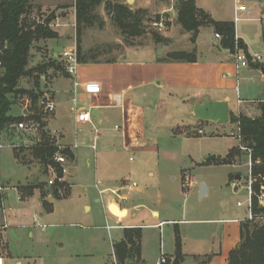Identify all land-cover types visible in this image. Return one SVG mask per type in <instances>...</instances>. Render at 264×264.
<instances>
[{
    "label": "crops",
    "instance_id": "obj_1",
    "mask_svg": "<svg viewBox=\"0 0 264 264\" xmlns=\"http://www.w3.org/2000/svg\"><path fill=\"white\" fill-rule=\"evenodd\" d=\"M119 1L127 4L133 11L138 9L146 10L148 16L151 18L156 15H159L160 17L162 16L167 19V25L172 22L170 28L168 25L169 30L162 35L168 40V42L165 44H157L153 40L151 44L141 46L136 44L134 40H130L129 47L125 49L124 55L119 59L113 57L107 58L103 61L99 60L100 58L98 59L97 57V62L95 63L89 61L85 64H79L80 68H78L76 76H70L67 74L64 77H55L53 79L52 84L50 85V90L52 92L50 95L55 101L56 110L46 121L44 125L46 130H43L44 132H42L43 134H41V139L38 143L50 140V135L48 136L46 134V137L44 134L46 133L45 131L49 130L51 135H57V141L65 145L73 154V158L66 156L69 165L71 164L70 169L77 163L78 157L76 150L79 146L75 148L74 145L66 143L65 135L52 129V126L57 122L59 117L57 111L59 106H64L65 112L69 113V118L74 121L75 125L76 109H86L91 111L93 115V126L85 125L84 127L91 128L92 131H94L95 128L98 130V134L94 136V140L96 141L99 140V135L101 134L96 126L110 118L113 111H115L117 119L119 120V125H115L114 130L118 132L119 135L117 137L118 143L113 144L117 145L124 151H146L162 137L160 136L161 133H173L174 135V130L177 131L179 129L180 134H186L183 128L181 130V125L176 121L175 117L177 114H173L174 110L177 109L178 113L185 112L191 116L196 102H202L205 99L211 102H227L231 114V103L233 97H235L237 107L238 100L244 102L240 107L245 113L250 110L248 108L251 105L248 104H255V109L253 108V110L256 115L252 116L245 113L244 115L252 118L261 116L262 110L258 102L264 100V98L255 100L247 97L249 93L242 85L241 76L243 74L246 75L251 73L250 71L253 68L254 70L260 71L262 78L264 79V75L260 69V66L264 65L262 58L259 62H251L248 68L242 69L237 74L232 50L223 46L221 41L216 38L217 32L213 26L201 27L196 42L193 43L191 41L192 33L186 32L176 21L178 15L176 7L177 0ZM228 1V9L226 10L228 15L225 18H221L217 17V14H219L218 9L216 8L219 2L218 0H195L197 8L203 10L214 21L233 23V0ZM246 5L247 10L241 14L242 18L246 16V12L252 10V7H248L247 3ZM255 5L260 6V11L262 12V15H264V0H255ZM33 6L34 10L42 7L44 9L51 8L53 10L58 8L59 10L58 16L54 17V21H52L50 25L52 30L58 34V38L41 40L45 42L44 45L48 47L46 49L52 51V47L49 45L50 40L61 39L63 36L60 29L67 26V24H63L62 22L65 19H71V25L75 32V43L69 50L76 49L77 51V18L75 0H71L70 3L64 2V0H58L52 4L42 3L40 0H34ZM101 7H103L105 18L102 17L101 14H98V21L101 22L99 25L102 27L104 26L102 22L106 23L107 21H112L110 16L107 15L104 5ZM96 26L97 23L88 29H92ZM112 26L116 28L113 24ZM204 30L212 31L213 36L210 34L208 39L204 38ZM236 34L245 44L248 54L254 56L251 54L246 39L238 34V32H236ZM39 42L35 44H38ZM193 51H196L197 58V61L194 63L165 61L171 53H191ZM32 55L31 52V57ZM52 58L54 60L64 61L62 56H58L53 52ZM44 63L46 62H42L40 65H46ZM51 66L52 68H47L48 71L55 70V63H52ZM29 69H33L30 64ZM246 78L247 76L243 79ZM22 79H28L33 82V87L30 90L34 89L37 81L40 83V88L42 87L41 80L47 82V76L45 73L41 75L40 80L37 79V73H35L33 77H25ZM22 79H20V81ZM58 82L60 83L57 88L55 86ZM19 89L21 88L19 87ZM24 96V100L27 99V102L30 103V109H28L27 106L24 107L21 100L20 106L16 104L13 108V110H15V115L13 116L14 118L24 117L23 121H28L30 120L29 118L33 119L35 112L29 96ZM74 99H76V105L73 102ZM84 103H87L88 107L77 106L78 104ZM94 111H97L99 116H95ZM148 111H151L152 116L150 123L148 122ZM212 124L222 125L216 123ZM116 127H119V129H116ZM22 133L25 134V132L22 131H17V133L16 131H12L11 140H13V137L15 138L18 134ZM51 139L57 146L62 145L57 143L55 138ZM38 143L34 144V146ZM231 149H233V147ZM14 156L19 163L28 167L35 166L39 170L38 173L27 179L25 183H19V188L22 191V200L30 199L37 195L45 213H52L53 204L51 203V200L60 198L56 196V193V197L51 198L49 189L46 186H42L43 183L46 182L47 177L50 178L51 176V165L43 163L41 157L34 154L33 150L30 148L23 151L14 149ZM211 157H214V159H210ZM235 159H237V157ZM129 160L133 161L131 157ZM217 160L218 157L210 156L208 158L203 157L202 161L194 162L198 168H216L218 167ZM113 162V165L117 167L118 162L116 159H114ZM231 166L236 168L238 165L236 166L234 162ZM72 172L73 171L71 170L68 180H73ZM182 173L189 174L194 179L195 184L193 187L198 185L201 189L202 184L206 186L205 196L202 198L200 197V199L209 197L211 191L213 193L211 186L206 181L203 180L202 182H198L194 175H191L189 172L182 171ZM147 176L149 180H147L144 187L141 188L137 182L128 181L124 176L113 180L110 179V181L105 178L103 183H98L99 185H97L98 194L99 190H107L103 197L99 194V197L96 199V202L100 203L103 209L105 225L99 227L102 230V238L101 236L97 239L90 238L87 244L91 246V248L97 247L100 250V244L103 245L106 243L104 235L108 236L111 241V255L106 257L103 253L98 255L99 252L95 253L90 250L83 252L82 254H80L81 252L76 251L67 256L57 254L58 256L55 255L54 257H60L61 259L58 260L61 261V264L77 259H85V262L82 264H112L114 256L117 258L115 252L116 245L121 242H127L129 237L132 238L136 233L135 231L138 230L141 235V240L138 243L140 252L136 260L137 264H160L163 255L167 258L166 264H169L171 258L166 253V245L163 243V236L166 235L168 230H173L172 236L173 241L175 242V247L173 248V257H175L174 261L178 258L179 264H182L184 260L183 258L187 254L184 253L185 243H183L184 238H182L184 234L182 232L185 231L184 227L187 225H220L223 229L222 234L219 236L216 234L213 238L210 237V239L198 242L199 245H197V251H190V255L194 258V264H229L230 252L237 249L240 245L241 226L243 222L247 221V210L244 209V214L246 215L245 218H190L189 211L185 210L183 207L180 216L175 217L176 214L173 211L174 208L172 207V201H169L168 195L165 191H163L159 185L154 183L156 178H158L155 172L148 171ZM237 176H240V179H238ZM242 179L240 173H235V175L230 174V184L232 185L233 182H235L237 185L234 189L235 192L239 190ZM247 179L248 176H246V184ZM37 180L41 184H39ZM173 180H175V178H173ZM133 184H135V186H132ZM113 190L118 191L117 195L110 193V191ZM111 204L117 205L121 211L125 210L126 213L117 216L110 211ZM87 209H89V207H87ZM37 218L40 219V224H42L41 217ZM107 226H113L114 228L107 230ZM93 229H95V227ZM97 231H99V229ZM148 232H152L153 234H149ZM154 232L158 233L160 243L159 246H153L151 243L154 248L153 258V256L147 251V245L149 243V237H153ZM28 236L29 238H32L34 237V233L29 232ZM178 236L181 238V249L179 254L177 253L176 247V239ZM217 237L219 239H217ZM196 240H198V238ZM63 246L64 245L58 246L57 253L63 250ZM209 247H211L212 250ZM96 256L98 257L96 258ZM26 260H28V263L30 264H41L42 259L40 256H29ZM16 263L17 261L12 264Z\"/></svg>",
    "mask_w": 264,
    "mask_h": 264
},
{
    "label": "rangeland",
    "instance_id": "obj_2",
    "mask_svg": "<svg viewBox=\"0 0 264 264\" xmlns=\"http://www.w3.org/2000/svg\"><path fill=\"white\" fill-rule=\"evenodd\" d=\"M57 1L40 0V2L48 4ZM70 1L64 0L67 3H70ZM218 1L216 8L219 14H217V17L225 18L228 15L226 10L228 9L227 4L229 1ZM246 3L248 7H252V10L246 12L245 20L236 26V30L238 34L246 39L251 54H259L264 62V15L260 11V6L255 5V0H247ZM58 13V8L53 10L42 7L37 10L33 9L29 16L32 22L38 24L44 23L51 15L54 17L58 16ZM97 13L105 18L103 7L98 8ZM62 23L67 24V26L60 29L63 36L61 39L50 40L49 45L52 47V51L46 49L48 47L44 45L45 42L43 41L35 44L31 49L33 54L30 63L31 68L43 66L40 65L42 62H46L44 63L46 65L55 63V67L60 68L49 71L47 69L44 70L47 82L41 80L43 94L52 93L50 85L55 77L67 75L65 62L52 58V52L62 56L64 51L72 48L75 43V32L71 25V19H65ZM100 23L98 21L96 27L83 31L81 37L83 51L88 54V57L96 56L103 61L113 57L119 59L124 55L129 43L120 35V31L112 26V22H102L104 24L102 27L99 25ZM171 23L168 24L169 28ZM147 31L148 33L145 36L134 39L136 44L146 46L153 42L151 32L155 30L149 27ZM157 33L163 35V33ZM210 34L213 36L212 31H203L206 39L210 37ZM221 39L219 40L221 41ZM253 70L252 68L251 73L241 76L242 85L249 93L247 97L255 100L263 99L264 79L260 71ZM246 76L248 79H243ZM32 83L28 79H22L18 88L30 90L33 87ZM59 83H56L55 87L58 88ZM24 98V95L16 96L13 100L14 104L9 112V117L14 119L15 110L13 108L16 104L20 106L21 100L23 106H27L30 109V103ZM248 105H251L248 108L250 110L245 113L242 109V112L255 116L256 113L253 110L255 104ZM77 106L88 107V104H78ZM57 111L59 117L52 129L63 133L66 143L70 145L77 144L79 147L76 150L77 163L70 169L71 164L69 165L67 160L66 168L68 169V174L65 176L62 174V180L53 172L52 168L54 165L50 166L51 176L50 178L47 177L46 182L42 186H46L49 189L51 198L56 196L60 198L51 200L53 211L50 214L45 213L37 195L30 199H19V195L22 196L19 183H25L27 179L34 176L39 170L35 166L28 167L19 163L14 156V149L23 151L34 146L41 139V134L44 131L18 134L17 137H13V140H11V132L16 130L10 129L9 124L17 121L11 120L4 125L3 130L0 129V140L4 145V149L0 154V176L2 187L5 189L0 194V258L4 260V264H12L15 261L30 264L26 260L29 256H40L42 259L41 264H61V261L58 260L61 258H55V255L67 256L76 251L82 254L91 250L95 253L99 252L98 255L102 253L106 257L111 255V241L108 236L104 235L106 243L100 244V250L97 247L91 248L87 244L90 238L97 239L99 236L102 238V230L99 227L105 225V216L101 204L97 203L96 199L99 197L97 185H99L98 183H103L105 178L110 181V179L113 180L124 176L128 181L137 182L141 188L149 180L147 172L152 171L158 177L154 183L159 185L168 195L169 201H172L175 217L180 216L183 207L189 211L190 218L246 217L244 209L247 210L248 207L246 176L249 154L247 151L238 148L237 140L229 137L231 133H237L235 123L229 121L226 124L214 125L206 121H195L189 114L185 112L178 113L176 109L173 114H177L175 119L181 125V130L183 128L186 134H180L179 129L177 131L174 130V135L173 133H161L160 136L162 137L146 151H124L115 145L118 143L117 137L119 135L114 130L115 125H119L115 111H113L110 118L96 126L101 132L98 141L94 140V136L98 133L96 134L91 128L84 127L81 133L76 134V125L69 118V113L65 112L64 106H59ZM237 111L238 107L235 103V97H233L231 113L235 115ZM147 116L150 123L152 118L151 111L147 112ZM199 130L203 131V135L198 134ZM45 132V135H50L51 138H55L57 141V135H51L49 130ZM51 138L50 140H52ZM57 143L59 142L57 141ZM94 144H96L95 151L92 150ZM61 146L62 148L66 147L63 144ZM232 147L239 151V156L235 159V165H238L236 168L229 163H221ZM210 156L218 157V167L198 168L195 165V162L202 161L203 157L208 158ZM130 157L133 161L129 160ZM114 159L118 162L117 167L113 165ZM71 170L73 171V180H68ZM182 171L194 175L198 182L206 181L211 186L213 193L211 191L209 197L200 199V186L197 185L185 189L183 181L190 175L182 173ZM235 173H240L243 178L237 192L234 191L235 187L230 184V174L235 175ZM37 182L39 183L38 180ZM56 191H58V194L55 196ZM6 196V202L3 206L1 204L2 199ZM239 203L241 206L237 207ZM260 204L261 206L264 205V198L261 199ZM3 210H5V213ZM4 216H6V220H4ZM36 216L41 217L42 225L47 226L46 231L34 227ZM94 227L95 229H93ZM221 227L220 225H187L184 227L185 231L182 232L184 233L182 238H184L183 243H185L184 253L187 254L184 256L182 264H194L195 261L190 255V251H197L198 242L210 239V237L213 238L216 234L218 236L222 234L223 229ZM98 229L99 231H97ZM29 232L34 233V237L29 238ZM149 234L153 233L150 232ZM172 235L173 230H168L166 235L163 236L166 253L171 258L169 264H173L175 258L173 257L175 242ZM197 238L198 240H196ZM217 239L219 238L217 237ZM148 241L147 251L154 258L153 246H159L160 243L158 233L154 232L153 237H149ZM60 245H64L63 250L60 251L63 254L57 253ZM84 260L77 259L64 264H82L85 262Z\"/></svg>",
    "mask_w": 264,
    "mask_h": 264
},
{
    "label": "trees",
    "instance_id": "obj_3",
    "mask_svg": "<svg viewBox=\"0 0 264 264\" xmlns=\"http://www.w3.org/2000/svg\"><path fill=\"white\" fill-rule=\"evenodd\" d=\"M34 0H0V60L3 63L4 75L1 79L0 90V129L13 120L22 122L24 117H9V112L14 104V99L19 95H28L34 109L33 119L40 120V99L43 92L40 83L37 81L32 90L19 89V81L25 77H33L37 73V79L47 68L52 66L43 65L29 69L31 49L35 43L41 40L57 39L58 34L54 32L50 25L54 21L51 15L44 23L32 22L30 12L34 9ZM104 5L107 15L113 25L120 31V35L126 42L145 36L152 20H158L159 15L149 17L148 12L143 9L131 10L127 4L119 0H75L77 18V56L79 64L89 61L97 62L96 56L88 57L81 45L83 31L98 22L99 15L96 12L99 7ZM177 23L189 33H192L191 41L196 42L199 30L204 26H213L217 34L222 36L223 46L233 50L235 27L233 23L216 22L203 10L196 6L195 0H177ZM102 25V24H101ZM153 40L157 44L168 42L166 38L157 32H151ZM241 47L250 55L243 41ZM167 62L194 63L197 61L196 51L191 53L176 52L168 55ZM55 67V66H54ZM55 69H60L55 67ZM262 114L259 117H248L242 115L241 132L244 137V145L252 150L253 179L252 186V211L256 219L245 221L241 226L240 247L234 249L229 254V264H264V205L261 206V199L264 198V104H260ZM29 118V117H27ZM230 121L235 123L237 118L230 114ZM34 154L41 157L45 164L54 165L57 169L58 177H62L59 165L53 162V157L60 152L63 155L73 158L69 149L59 150L56 143L52 140L41 141L35 146L30 147ZM239 156L236 148L230 150L227 157L221 163L233 164L235 158ZM259 161L260 163H257ZM218 163V160L216 161ZM219 164V163H218ZM135 235L127 242L116 245L115 252L120 264H125L128 260H137L141 240L140 232L135 231ZM130 245V246H129ZM177 253H180L181 238L176 239Z\"/></svg>",
    "mask_w": 264,
    "mask_h": 264
},
{
    "label": "built area",
    "instance_id": "obj_4",
    "mask_svg": "<svg viewBox=\"0 0 264 264\" xmlns=\"http://www.w3.org/2000/svg\"><path fill=\"white\" fill-rule=\"evenodd\" d=\"M233 12H234V27L241 21L245 20L242 18L241 14L244 13L247 10V5H246V0H233ZM168 21L164 17H160L158 20H152L149 24V27L154 29L155 31L159 33H165L168 30ZM237 30L235 27V35H234V47L232 50L233 58H234V63L236 67L237 74L244 68H248L250 66L251 62H259L261 60V56L259 54H256L254 56H250L251 58L248 57L247 52L241 47L240 41L241 38H239L236 34ZM217 39H221L222 36L219 34H216ZM62 58L64 59L65 62V68L66 72L70 76H76L77 75V70L79 67V62H78V56H77V51L76 49L73 50H67L64 51ZM4 75V68H3V63L0 60V90H1V79ZM74 104L76 105V99L73 100ZM243 101L238 100V111L235 113V117L237 118V121L235 122V125L237 127V133H231L229 137L235 139L238 141V148L244 151H247L249 154V161H248V166H247V190H248V207H247V220L253 221L256 219V217L253 214L252 211V195H253V167H254V162L252 161V150L247 148L243 141L244 137L241 132V116L244 115L241 109V105H243ZM259 104H264V100H261L258 102ZM40 108H41V118L40 120H35V119H30L28 121H22V122H15L9 124L10 129H14L16 131H22L25 133H37L41 130H44V125L46 121L55 113L56 110V104L55 101L51 98L49 93L43 94V96L40 99ZM75 123H76V134H79L82 132V129L84 128L85 125H91L93 126V115L91 111L86 110V109H76L75 110ZM116 129H119V127H116ZM95 133H98V130L95 128L94 129ZM198 134L202 135L203 131L199 130ZM75 148L78 147L77 144L74 145ZM59 150H64L65 148H62V146H58ZM93 150H96V144L92 146ZM4 149V145L2 144L0 140V154L1 151ZM53 161L60 166L62 174L65 176L68 174V169L66 168V163H67V158L65 155L62 153L58 152L54 155ZM257 163H260L257 161ZM53 172L56 174L58 177L57 169L53 166L52 168ZM63 177V176H62ZM62 177H59L60 180H62ZM195 184V181L192 177L187 176L186 179L183 181V187L185 189L191 188ZM234 187H237L236 183L233 182L232 184ZM132 186H135L133 184ZM4 187H2V182H1V176H0V194L4 191ZM107 190H99V194L101 197H103L106 194ZM111 194L117 195L118 191H110ZM7 197H3L2 199V205H5ZM19 199H22V196L19 195ZM238 206H241L239 203ZM5 213V210H3ZM36 216V221L34 227H38L42 230H46L47 226L40 224V219L37 218ZM4 220H6V216H4ZM113 226H107V230L113 229ZM4 260L0 258V264H4ZM167 263V258L163 255L160 260V264H166ZM112 264H120L117 260V258L114 256Z\"/></svg>",
    "mask_w": 264,
    "mask_h": 264
},
{
    "label": "water",
    "instance_id": "obj_5",
    "mask_svg": "<svg viewBox=\"0 0 264 264\" xmlns=\"http://www.w3.org/2000/svg\"><path fill=\"white\" fill-rule=\"evenodd\" d=\"M260 69L264 75V65L260 66ZM94 115L99 116L97 111H94ZM191 117L197 121L200 120L216 124H226L229 122L230 118L229 106L225 101L211 102L205 99L202 102H196ZM210 159H214V157H211ZM237 178L240 179V176H237ZM205 193L206 186L202 184L200 189V197L202 198L203 196H205ZM56 194H58V191H56ZM110 211L117 216L126 213L125 210L121 211L115 204H111ZM16 264H22V262L18 261ZM125 264H137V262L136 260H128ZM173 264H179L178 258L175 259Z\"/></svg>",
    "mask_w": 264,
    "mask_h": 264
},
{
    "label": "flooded vegetation",
    "instance_id": "obj_6",
    "mask_svg": "<svg viewBox=\"0 0 264 264\" xmlns=\"http://www.w3.org/2000/svg\"><path fill=\"white\" fill-rule=\"evenodd\" d=\"M240 247V245L238 246V248Z\"/></svg>",
    "mask_w": 264,
    "mask_h": 264
}]
</instances>
